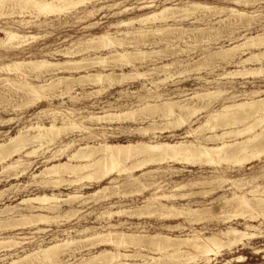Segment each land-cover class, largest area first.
<instances>
[{"label":"rangeland","instance_id":"374dc122","mask_svg":"<svg viewBox=\"0 0 264 264\" xmlns=\"http://www.w3.org/2000/svg\"><path fill=\"white\" fill-rule=\"evenodd\" d=\"M165 9H169V14L165 12L152 18ZM18 12L1 14L0 11L1 39L5 38L4 30L8 29L27 37L20 45L17 42L0 44V67L42 60L52 65L39 71L23 67L22 74L0 72V146H4L0 152V264H11L32 253H35L32 257L17 264H102L104 261L103 264H111L108 253H114V245L99 242L113 230L109 224L125 223L114 231L138 236L162 233L185 237L192 234L193 229L202 230L210 225L209 228L214 229L202 231L207 233L204 236H209L212 230L229 227V224L215 221L207 225L188 223L184 219L171 222L138 216L141 212H153L160 203H206L222 195L230 198L232 193L241 195L245 190L235 189L228 183H224L217 194H210L199 180L211 177L216 169L220 172L229 169L227 175L232 180H241L240 185L251 175L259 177L256 182L262 183L264 153L243 168L226 162L214 166L176 164L169 160L134 173L145 184L163 179L167 180L166 184L200 183L184 191L170 193L166 190L167 195L177 196L170 200L154 199V194H161L152 189L144 190L138 181L128 180L126 172L116 171L100 183L85 179L71 185L66 182L70 180L67 174L58 184L42 172L47 167L68 162L69 156L87 144L98 147L105 143H196L212 135L207 124L216 122L208 120V116L235 104H250L238 114L257 111L259 114L244 124L219 127L215 134L253 123L255 130L243 137L248 138L255 132L264 135V111L259 110L264 108V47L253 46L250 42L254 39L260 43L263 38L264 0H87L77 9L56 15ZM37 16L38 20L35 19ZM146 17L150 19L144 21L145 24L141 19ZM22 20L27 23L20 25ZM103 36L115 44L104 46L100 39ZM121 55H125L124 60ZM98 75L104 76L100 83L96 79ZM41 86H45L41 89L45 97L36 101L30 88ZM169 105L176 109L175 113L168 111ZM181 116L185 122L180 126L178 119ZM99 117L106 119L98 120ZM53 118L59 128L64 127L55 140H33L37 135L34 127H50ZM255 119L259 122L254 123ZM19 135H23L22 140L11 143ZM260 139L255 146L264 144V137ZM227 140L243 139L230 137ZM39 143L44 146L38 148ZM207 144L213 147L221 141ZM14 148L21 151L14 154ZM33 149L37 151L27 156ZM58 150L61 151L59 161L47 163L46 160ZM18 159L20 163L12 166ZM72 162L76 165L80 160ZM157 169L161 172L153 174V178L142 177ZM172 169L185 172L171 175L169 170ZM103 188L109 190L103 192ZM190 193L195 195L185 201L179 197ZM53 195L59 199L51 202L53 208L40 201L22 203L23 200ZM70 196L75 198L70 199ZM121 207L131 213L108 218L107 211L117 212ZM178 223H182L185 230L170 232L164 228V225ZM238 223L234 226L243 229L245 221ZM254 225L264 230L263 219ZM94 233L101 237L94 238L91 236ZM258 235L260 237L246 241V246L224 249L218 256H211L209 264H264V233ZM140 238L137 239L139 242L144 239ZM67 240L80 243L61 245L60 250L49 257L40 252L48 245ZM103 252L105 256L93 259ZM119 253L133 255L129 257L131 259L120 258V263L128 264H152L149 259L159 257L151 248L139 251L134 246L121 247ZM238 257L244 261H238ZM200 259L189 256L181 262L205 264Z\"/></svg>","mask_w":264,"mask_h":264},{"label":"bare ground","instance_id":"6f19581e","mask_svg":"<svg viewBox=\"0 0 264 264\" xmlns=\"http://www.w3.org/2000/svg\"><path fill=\"white\" fill-rule=\"evenodd\" d=\"M86 1L87 0H0V11H1V14L3 12L5 13L7 11L8 12L19 11L18 13L23 14V15L26 13L32 14L34 12L35 14H38V16L39 15L49 16V15H56L59 13H63V12L69 11L71 9H77L79 6L85 4ZM198 7H199V5H198ZM200 7L202 8V6H200ZM147 8L148 7H143L142 9H147ZM168 10L169 9H165L163 12L153 15L152 18H157L158 16H162V15H164L165 12H167L169 14ZM171 10H173V9H171ZM238 15H240V14H238ZM38 16L35 17V19L38 20ZM149 19L150 18L147 19V17H146V19L144 18V20L141 19V22L147 21ZM19 23H20V25H25L27 23V20H22ZM43 23H46V22H43ZM166 31H167V29H166ZM4 32H5L4 33L5 38L4 39L0 38V44L4 43L5 45L6 44L10 45L14 42H17V44L20 45L21 43L26 42L25 40L27 39V37L25 35L21 36L19 33L13 31L12 29L4 30ZM192 37H193V35H192ZM100 39L102 40L104 46H112L115 44V42L109 40V38L107 36H103ZM89 40H90V38H89ZM34 41H35V39H34ZM254 41H255L254 39L250 40V42L252 43L253 46L254 45H260V46L264 47V35H263V38L260 41V43H256ZM89 43H91V42H89ZM124 56L125 55H121V59H123ZM125 59H126V57H125ZM63 64L64 63H62V65ZM51 65L52 64H50L49 62L43 61V60L42 61H29V62H23V61L22 62H14V63L8 64V65H5L4 67H0V72L1 71H4V72L5 71L6 72L7 71L8 72L9 71L14 72L15 71V72H18L19 74H22V72L24 70V69L22 70L23 67L29 68L30 70H35V71L38 70L39 71V69H42L45 67L48 68V66H49V68H51L50 67ZM67 65H69V64H67ZM53 67H54V65H53ZM58 67H60V66H57V68ZM162 67H163V65H162ZM103 78H104V76H102V75L96 76V79L98 82L101 81ZM110 79H111V76H110ZM44 87L45 86L31 87L30 88V91L32 92V95L35 96L36 101L37 100L41 101V99H43L45 97L44 95L41 94V89H43ZM255 92H257V91H255ZM16 95H17V93H16ZM20 103H21V101H20ZM104 105H106V104H104ZM248 105H250V104L244 103V104H238V105L235 104L232 106L224 107V109L221 112H219L215 115L208 116V120L213 119L216 122L215 124H211V125L209 124V122L207 124L209 126V128L207 130L210 133H212V135L209 137H204L203 139H201L200 141H198L196 143H188V144L183 143V142L175 143V144L158 143V144H154V145H150V144H146V143L128 144V145H110L108 143H105L103 145L101 144L98 147L90 146L87 144L85 147H81L80 149L78 148L79 150L77 152H75L74 154L72 153L73 155L69 156V159H67L68 162L59 163L57 165H53L50 168L47 167L44 171L42 170L43 171L42 174L48 175L51 180L55 179V181L58 182V184H59V182L63 181L62 176L67 174L69 176L70 180L66 181V182H68L69 185H71V184L77 183L79 181H83L85 179L90 180V181L96 180L97 182L100 183L104 179L110 177V175H113V173L116 171L119 173L126 172L128 174V180L138 181L139 183H141V186L144 190L152 189L153 191H155V193L161 194L158 196H157V194H154V196H153L154 199L170 200V199L177 197V196L176 195H167L165 192L166 190L169 191L170 193H173L176 191H184L186 188L191 187L193 185H198L200 183L197 181H196V183L188 181L187 183H185V182H171V183L166 184L167 180L163 179L161 182H158V183L145 184V183H142V181L140 180L139 177H135L134 173L146 170L149 166H152V165H163L164 163H167L169 160L171 163H176V164L188 163V164H192V165H195V164L196 165L197 164L202 165L203 163H205L207 165H214V166L215 165L220 166L222 163L225 164V162H226V163H235L236 165L238 164L242 168L245 165L251 164V162L253 160L260 157L261 154L264 153V144L262 142L264 139L261 141L262 145L260 143H257L259 145L255 146V142L259 141L260 138L264 137V135L262 133H256L255 132V133L251 134L248 138L243 137L245 134H247V133L249 134V132H252L253 130H255V129H253V127H254L253 123L252 124H245L242 126V128L234 127L235 128L234 130L226 131L222 134H215L216 130L219 127L236 126L239 124H244L246 121H248L252 117H255V114H259V111L253 112V113H250V112L245 113L244 112L243 114L242 113L238 114V111H240L241 109H243L244 107H246ZM167 109H169L168 111L171 114L175 113V110H176V109H174V107L172 105H169ZM259 110L264 111V108L262 107V109H259ZM78 113H79V111H78ZM260 113H262V112H260ZM58 115H60V114H58ZM104 118L105 117H99L97 119L102 120ZM259 118H257V119H259ZM257 119H255L254 123L256 122ZM259 120H257V121L259 122ZM262 120H264V119H262ZM102 122H104V121H102ZM184 122H185V118L182 116L179 117L178 123L180 124V126ZM260 123H262V122H260ZM34 129L37 131V135L33 137V140H35V141L39 140L40 141L41 139L46 138L47 140H50V142H51L52 140H55L56 136H58L62 132L64 127L59 128L56 125V120L54 119L51 122L50 127L37 126L36 128L34 127ZM262 132L264 133V131H262ZM189 135H190V133H189ZM22 137H23V135L17 136V138L13 139L11 141V143L12 142L16 143V141L20 140ZM230 137H237V139H238V137L239 138L242 137L243 140H235V141L233 140L230 142H228V140L226 141V139L230 138ZM215 141H221V144H217L213 147L208 146V144H207L208 142H215ZM19 145H21V144H19ZM24 145H26V143ZM43 146H44L43 144H40V146L38 148H42ZM3 147L4 146H0V152H2L1 149ZM66 147H69V145H67ZM17 150H18V152L21 151V150H19V148H16V149L14 148L12 153L15 154V152H17ZM22 150H24V149H22ZM36 151L37 150H34L31 153H28L27 156L34 154ZM59 153H61V151L58 150L48 160H46V162L48 163L51 160L59 161V157L61 156V155H59ZM3 157L6 158V156H3ZM75 160L76 161L78 160V162L80 160V163H77L76 165H74L72 161H75ZM128 162H129V164H127ZM19 163L20 162L18 159V162H15V164H13L12 166L17 165ZM160 169H157L156 171H152V172H148L146 174H143L142 177H149V178L152 177L153 178V174L160 171ZM8 170H9V168H8ZM216 170H217V172L213 173L211 177H207V178H203V179L199 180V181H201V185L205 186L204 188H208V190L206 192L209 191L210 194L215 195V194H217L218 190L223 188L224 183H228L232 187H234L235 189L237 188L240 191H242V189H243V190H245V192H242L241 195H237L235 193H232L233 196L231 198L227 195H222V196H219V197L211 200L210 202H206V203L205 202H193V203L188 202L187 204H179V205H176L174 203H171V204L160 203L158 205V207L153 212H151V211H148V212L145 211L146 213H142V212L140 213L139 212L140 214L138 217H143V216L155 217L158 219H162L165 221H171V222L184 219L185 222H188V223H197V224L198 223L199 224L207 223V225H209L211 223V221L212 222L215 221V222H222L224 224H229V227H227L226 229H223V230H221V229L212 230L211 234L209 236H204L207 233H204L202 231L205 229H209V230L214 229V228H209L210 225L207 226L206 228H202V230L193 229L191 232L192 234L185 236V237L172 236L169 234H162V233H157L156 235H151V236L150 235L149 236H138L135 233L126 234V233L114 231L115 228H117L119 226H123L125 223L109 224V227L113 228V230L109 231L108 235H104V236H106L105 238L99 239L100 240L99 242L102 244H105V243L110 244L111 243L114 245V247H115L114 253H112V254H111V252L108 253L111 264H128V263H120V258L124 257V259H125V258L132 257L133 255L132 256L131 255H124V254L122 255L119 253V249L121 247H130V246H134V248L136 250H139V251L142 249L151 248L152 251L156 252L159 256L158 258L151 257L149 259L147 256V258L149 259L150 262H152V264H185L186 261L189 260L190 258L187 259L186 261H183V262H181L182 261L181 259L188 258L189 256H192V257L194 256V258L197 257V259L201 258L202 260L205 261V264H209V262L211 261V256H213V255L218 256L222 250H224V249L231 250L232 248H236V247H240V246H246L247 245L246 241L253 240V239L260 237L258 234H260V235L263 234L264 230L262 231V229H260V226H256V225H254V223L259 222L260 219L264 220V181L262 183H258L256 181L259 179V177L255 176V175H251V176L247 177L248 181H246L244 184L240 185V184H238V182L241 180H232V177L227 175V172L229 171V169H222L221 172L218 169H216ZM23 171H25V170H23ZM184 172L185 171L181 170V169H172V171L169 170V173L171 175H180V174H183ZM165 173H167V172H165ZM114 175H115V173H114ZM263 178H264V176H263ZM117 182H119V181H117ZM117 182H115V183H117ZM244 187H246V188H244ZM115 189H116V187H115ZM108 190H109L108 188H103L102 191L106 192ZM98 195H101V194H98ZM193 195H195V193L180 194L179 197L182 199V201H185L186 199H188L189 197H191ZM74 198H75V196H73V197L70 196V199H74ZM58 200L59 199L55 195H53L50 198L43 197V198H32L29 200H23L22 203H27V202H31V201H40L43 203H47V205L50 208H53L54 206L51 205V202H57ZM152 209H153V207H152ZM145 210H147V209H145ZM128 212H130V211L123 209L121 207V208H119V210L117 212H112V211L108 212L107 211V215H108V218L111 219L113 215H124ZM128 215H129V213H128ZM239 220L245 221V223L243 224V226H244L243 229H239V228L234 226V225H239V223H238ZM234 221H236L237 223L234 224ZM131 225H134V224H131ZM213 227H216V226H213ZM164 228H166L170 232L185 230V227L182 223H178L176 225H171V224L170 225H164ZM100 235L101 234L94 233L91 236H93L94 238H96V237L99 238V237H101ZM140 237H142V239L143 238L144 239L139 242V240H137V239ZM94 238H93V240H95ZM82 242H84V241H82ZM0 243H2V242H0ZM76 243L73 240H67L65 242H62V244H59V241H57L51 245L46 246L40 252L44 256L49 257V255L51 253L58 252L60 250L61 245L65 246V245H72V244H76ZM78 243H80V242H78ZM86 243H87V241H86ZM193 253H195V254H193ZM256 253L259 254L260 252H256ZM34 254L35 253H32L30 255H27L26 257H23L22 259L14 260L13 262H11V264L20 263L21 261L32 257ZM105 254L106 253L103 252L100 255L93 257V259L98 260L99 257L102 258L103 256H105ZM110 255H111V257H110ZM134 256H135V253H134ZM129 259H131V258H129ZM48 261H49V259H48ZM193 261H195V260H193ZM238 261L241 262V261H244V259L240 257L238 259ZM94 262H95V260H94Z\"/></svg>","mask_w":264,"mask_h":264}]
</instances>
